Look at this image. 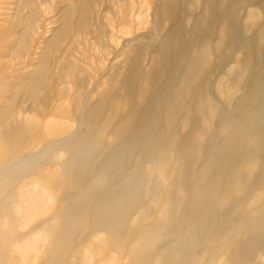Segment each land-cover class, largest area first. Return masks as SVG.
Wrapping results in <instances>:
<instances>
[{
    "label": "bare ground",
    "instance_id": "1",
    "mask_svg": "<svg viewBox=\"0 0 264 264\" xmlns=\"http://www.w3.org/2000/svg\"><path fill=\"white\" fill-rule=\"evenodd\" d=\"M158 1L151 32L134 34L118 53L121 64L106 81L119 77L117 85L98 87L94 96L83 67L67 68L62 82L74 90L75 113L86 125L81 132L54 130L43 150L31 151L47 135L13 121V104L20 97L35 103L43 90L42 112L55 106L66 91L52 98L47 85L54 54L64 45L69 55L86 56L79 42L88 44L91 37L106 60L125 28L131 33L132 26L149 24V0L64 2L61 24L39 62L27 76L15 77L13 95L0 110V146L9 156L0 169V264H28L29 234L17 226L27 222L22 207L30 193L16 187L30 184V177L43 190L51 184L72 193L54 221H42L48 255L41 264L110 258L127 264H264V0ZM253 5L258 11L248 14L246 28L257 29L246 36L237 25L242 10ZM24 21L32 25V11ZM227 64L237 72L225 71V85L218 77ZM226 89L242 94L209 139L207 120L219 115ZM46 163L60 170H45ZM166 179L173 186L168 190ZM13 204L21 206L20 217ZM92 238L102 239L88 256ZM32 243L35 250L42 244Z\"/></svg>",
    "mask_w": 264,
    "mask_h": 264
},
{
    "label": "rangeland",
    "instance_id": "2",
    "mask_svg": "<svg viewBox=\"0 0 264 264\" xmlns=\"http://www.w3.org/2000/svg\"><path fill=\"white\" fill-rule=\"evenodd\" d=\"M28 5H24L22 0H0V110L7 106L10 96L13 95L11 84L14 82L15 77L20 75L27 76L29 72L34 69V66L39 62L40 57L45 49L46 43L52 37L53 32L60 26V8L64 2L69 0H29ZM151 9L148 11L146 19H148L149 24L143 23L140 25V29L132 26L131 33H128V29H124L121 34H119V39L115 40L114 51L107 59L101 61L102 55L99 50H96L92 46V39L88 37V44L85 42H79V47L81 50L86 51V56H83L82 53H76V57L71 56L68 52L63 51L65 48L64 45L60 48L61 51L54 54V62L50 66V78L47 81V85L52 88L51 96L55 98V93L66 91V96L55 106L50 105L45 112L43 113V108L40 106V98L42 99L45 96V92L41 90L39 92L40 98L34 103L33 101L25 98L24 100L20 98L15 101L11 111V118L13 121H16L24 128L34 132L40 128L41 133L47 135L46 139L43 142H37L31 146V151L39 152L44 149V146L49 142L52 135L51 133L54 130L63 131L62 133L66 136L70 131L76 130L81 132L85 129V121L83 120L80 124V118L75 113V106L72 99L73 88L68 86L66 82H62L65 79V73L70 63L74 65L80 64L83 69L86 71L85 78L89 76L91 78L90 82H87V87L93 90V95L97 93V88L101 87H112L113 85L118 84L119 77L108 84L106 81L114 69L121 64L122 58L118 56V53L125 51V48L132 41L134 34H143L151 32L153 26V8L159 4L158 0H149ZM254 8V9H253ZM255 5L242 10L241 16L239 17L237 28L244 31L246 36H250L253 31L257 28L254 25L252 29L247 30L245 19L248 18V14L258 11ZM32 11L33 22L30 27L25 23L26 17ZM34 12V13H33ZM201 12L199 8L195 13V16H198ZM196 19V18H195ZM192 19L189 24V28L194 24ZM106 22V21H105ZM264 18H261V23L263 25ZM244 34V35H245ZM151 35V33H150ZM147 38V36H141V39ZM241 53H237V58L241 57ZM93 56L95 59L92 61ZM63 59L62 63H58ZM86 59V60H85ZM56 60V61H55ZM69 60V61H68ZM84 62V63H82ZM83 64V65H82ZM232 65V64H231ZM228 71L232 74L237 72L233 69H230L228 64L224 67L219 73V77L224 79V73ZM74 76H68V80H73ZM227 78L224 79V84L226 85ZM61 83V84H60ZM60 84V85H59ZM6 85V86H5ZM6 87V88H5ZM10 89V90H9ZM101 89V90H102ZM242 94L241 89H235L232 92H229L227 89L219 97V115L214 118L207 120L208 126V137L211 136V133L214 130H219L226 117L232 115L229 109L231 108L230 104L235 103L239 96ZM6 99V100H5ZM7 102V103H6ZM232 102V103H231ZM225 107V108H224ZM40 112L43 114L40 115ZM71 116L70 119H66L65 116ZM42 116V117H41ZM219 118V120H217ZM84 119V118H83ZM46 125H48L46 127ZM5 128L4 123H0V133ZM26 130V129H25ZM51 133V134H50ZM51 135V136H49ZM107 137V135H106ZM207 145H211L209 142ZM75 140V139H74ZM76 140L73 141L75 144ZM73 147V146H72ZM69 149H71L69 147ZM65 155H69L67 151ZM177 155V153L175 154ZM9 157V156H8ZM6 152L0 146V169L1 164L5 162L8 158ZM46 157V158H45ZM43 157V161H47V158H50V155ZM5 159V160H4ZM142 164V162L140 163ZM139 164V165H140ZM145 168V166H144ZM43 169L45 170H60V166L55 164L46 163L43 164ZM4 179L0 170V183H3ZM33 178L30 177L27 179V182L32 184ZM167 181V182H166ZM43 182V181H42ZM167 185V190L173 186L168 183L169 181L164 180ZM30 184H19L16 189L28 191L30 193L28 201L25 204V212L28 214L27 222L23 225L20 222L17 226L18 230L28 232V243L26 246L27 262L28 264H41L48 255V245L45 242V233L40 232V226L42 221H54V214L58 211L61 206L62 199L66 196L71 195L64 193L62 190L53 187L51 184H46L45 187H49L47 190L41 189V185L38 183ZM30 186V187H28ZM21 187V188H20ZM153 202V201H152ZM151 202V203H152ZM17 215L20 217L19 211L21 206L13 204ZM17 216V218H18ZM40 225H37L39 224ZM102 238H92L90 239V245L88 252H85L86 255H90L95 247V244L101 242ZM38 240L41 242V246L38 250L32 248V242ZM103 244V243H102ZM21 246L16 244L13 246V249H19ZM97 250V248H96ZM98 254H103V250H97ZM91 259V258H90ZM128 260H123L122 263H118L115 259H108L105 262L100 260H95L92 264H127Z\"/></svg>",
    "mask_w": 264,
    "mask_h": 264
}]
</instances>
